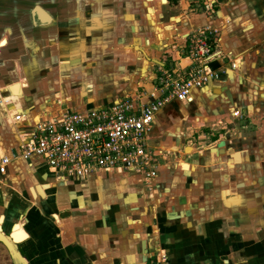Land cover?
Instances as JSON below:
<instances>
[{
	"label": "crops",
	"instance_id": "1",
	"mask_svg": "<svg viewBox=\"0 0 264 264\" xmlns=\"http://www.w3.org/2000/svg\"><path fill=\"white\" fill-rule=\"evenodd\" d=\"M123 3L122 15L116 5L42 23L28 15L33 0H0V159L39 120L151 101L160 68L191 63L184 35L200 26L220 28L231 60L192 100L157 112L149 140L163 156L150 181L117 170L58 179L38 159L11 160L0 264H146L160 250L171 264H264V0H158L152 19Z\"/></svg>",
	"mask_w": 264,
	"mask_h": 264
},
{
	"label": "built area",
	"instance_id": "2",
	"mask_svg": "<svg viewBox=\"0 0 264 264\" xmlns=\"http://www.w3.org/2000/svg\"><path fill=\"white\" fill-rule=\"evenodd\" d=\"M184 39L181 51L191 63L183 70L174 64L160 68L158 94H152L151 101L130 96L109 105L66 111L39 120L19 133L18 150L1 156L0 173L6 171L11 160L23 157L40 160L58 179H82L98 170L128 172L146 181L153 179L163 156V150L149 140L157 112L173 99L192 100V89L221 78L224 68L218 63L225 58L231 60L232 56L222 47L217 26H200L186 33ZM6 99L1 97L0 104L8 109ZM12 116L22 119L17 113ZM146 264L171 262L168 254L160 250Z\"/></svg>",
	"mask_w": 264,
	"mask_h": 264
},
{
	"label": "rangeland",
	"instance_id": "3",
	"mask_svg": "<svg viewBox=\"0 0 264 264\" xmlns=\"http://www.w3.org/2000/svg\"><path fill=\"white\" fill-rule=\"evenodd\" d=\"M117 0H34L33 2L38 3V4H43L46 7H48L52 12H54L55 15H65L64 11H68L71 12L72 14L70 15H87L88 17L90 15H105L107 13V11H110L111 9L113 10L114 8H116L117 6H120V15L124 14V12L126 11L125 8H127L126 4L123 3L124 0L122 2H120V4L117 2ZM137 1V10L138 13H147V15H145L148 19H152L154 16L153 15H158L160 13L161 9H158V0H156V5L155 3L152 2L154 0H136ZM154 3V4H153ZM128 9V8H127ZM131 11V10H129ZM163 15H170L171 12L173 14V10H163ZM140 15V14H139ZM142 16V15H141ZM143 18V17H141ZM152 21L149 22L148 25H152ZM90 25V22L87 21V26ZM148 25H146V27H148ZM8 38H4L2 40V42H0L1 44H4L6 42H8L7 40ZM177 42H176V46H177ZM176 49H179V47L177 46ZM175 51V49L171 50V52L173 53ZM107 76H111V73L106 74ZM76 84V83H75ZM75 84H73V90H77L76 88L79 86H75ZM112 84L109 83V86H111ZM14 87V85L12 86ZM19 87V92L21 91V86L20 84L17 86ZM13 91V90H12ZM78 93H80L79 90H77ZM19 95V94H18ZM81 95V94H80ZM89 109V108H86ZM85 109V110H86ZM76 110H84V109H76L74 108L73 111ZM46 118V117H45Z\"/></svg>",
	"mask_w": 264,
	"mask_h": 264
},
{
	"label": "water",
	"instance_id": "4",
	"mask_svg": "<svg viewBox=\"0 0 264 264\" xmlns=\"http://www.w3.org/2000/svg\"><path fill=\"white\" fill-rule=\"evenodd\" d=\"M33 13H36L38 15H34L36 18H38L42 23H50L52 21V15H50L46 10H44L41 6L39 5H36L34 10H33ZM19 84H14V87L15 86H18ZM13 87H11V90H12ZM13 239L18 241L21 239V237H18V236H13ZM22 260V259H21ZM25 261V260H24Z\"/></svg>",
	"mask_w": 264,
	"mask_h": 264
},
{
	"label": "flooded vegetation",
	"instance_id": "5",
	"mask_svg": "<svg viewBox=\"0 0 264 264\" xmlns=\"http://www.w3.org/2000/svg\"><path fill=\"white\" fill-rule=\"evenodd\" d=\"M31 1V0H30ZM34 1V0H33ZM36 5H39V6H41L44 10H46L50 15H55L54 14V12H52L48 7H46L45 5H43V4H38V3H35V2H33V4H32V6H31V8L28 10V15H38V14H36V13H33V10H34V8H35V6ZM64 14L65 15H70V14H72L71 12H68V11H64Z\"/></svg>",
	"mask_w": 264,
	"mask_h": 264
},
{
	"label": "bare ground",
	"instance_id": "6",
	"mask_svg": "<svg viewBox=\"0 0 264 264\" xmlns=\"http://www.w3.org/2000/svg\"><path fill=\"white\" fill-rule=\"evenodd\" d=\"M47 185H48V184H47ZM38 189H39V188H38ZM38 189H37V190H38ZM39 192H40V191H39ZM57 217H58V216H57Z\"/></svg>",
	"mask_w": 264,
	"mask_h": 264
}]
</instances>
